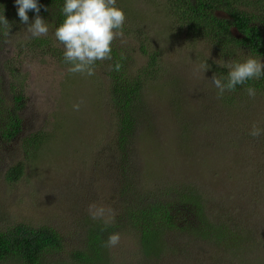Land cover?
<instances>
[{"label":"rangeland","instance_id":"rangeland-1","mask_svg":"<svg viewBox=\"0 0 264 264\" xmlns=\"http://www.w3.org/2000/svg\"><path fill=\"white\" fill-rule=\"evenodd\" d=\"M116 2L126 21L112 50L129 74L149 72L137 102L130 103L139 106V119L125 135L119 130L122 103L110 90L113 56L97 61L92 76L70 73L55 28L45 19L49 32L41 37L48 46H39L30 64H12L16 53L34 51L20 47L32 36L22 22L7 37L0 30V132L10 123L15 96L22 92L24 98L17 112L22 133L15 143L0 137V231L19 223L53 228L64 248L49 255L48 264H67L96 234L103 236L83 250L108 264H264V135H249L253 123L264 128V87L254 98L227 90L218 96L211 82L213 74L224 77L220 71L227 70L214 61L243 60L251 53L236 45L240 37L234 28L227 56L211 39L188 35L184 22L170 14L168 0ZM53 10L48 7V17ZM248 11L263 14L254 6ZM214 15L229 19L225 12ZM34 18L29 15V23ZM205 62L210 67L203 74L198 69ZM36 134L40 149L29 155L20 143ZM19 163L24 174L11 182L6 172ZM192 189L206 203V218L238 241L223 248L211 234L169 229L159 254L146 253L132 217ZM92 204L111 210L105 217L110 223L91 218ZM183 222L198 223L188 213ZM114 232L120 243L106 247ZM0 264L22 263L10 258Z\"/></svg>","mask_w":264,"mask_h":264},{"label":"trees","instance_id":"trees-1","mask_svg":"<svg viewBox=\"0 0 264 264\" xmlns=\"http://www.w3.org/2000/svg\"><path fill=\"white\" fill-rule=\"evenodd\" d=\"M169 12L176 17L179 22H184L187 26V34L196 38L211 39L218 50L224 56L230 55L227 44L230 43L232 36L231 30L234 28L239 39L236 40V45L249 51L252 55L264 57V0H168ZM40 5L39 15L45 20L50 19L54 28L62 23L64 17L62 14V7L64 0H38ZM52 6L54 9L53 17H48V7ZM254 6L261 13L257 16L248 11V8ZM225 12L229 19L217 18L214 12ZM4 14L9 23L12 25L11 30L16 28L20 23L17 15V6L15 0H0V14ZM30 17H35L34 11H29ZM205 24V27H203ZM211 25V26H210ZM30 42H22L20 47L26 48L32 46L34 51L29 54L28 51L16 53L11 58L12 64H19L21 66L30 64L37 57L35 52L37 48L48 46L47 38H31ZM49 49V48H48ZM47 49L48 53L50 52ZM22 54V56H21ZM113 67L116 62H119L122 67L119 71L112 70V87L110 88L112 97L116 101L122 103V113L124 119L119 122V130L123 134L129 133L135 129L137 123L139 106H132L130 103L137 102V96L141 93L143 85L148 81V70L143 74L131 75L127 72L126 65L123 59L112 50ZM151 65L155 64L156 56L151 57ZM214 67V66H213ZM214 69H217L215 67ZM224 70V71H223ZM220 73L226 77L227 71L223 69ZM16 70H14L15 72ZM219 71V70H218ZM13 73V72H12ZM254 87L255 90L264 87V76L260 79H252L247 81L244 85H237L235 91H241L248 94L246 89ZM14 89V87H12ZM244 96V95H243ZM22 92L15 96V109L10 113V123L6 130L0 132V137L9 143H15L14 140L22 133V120L17 115L21 108L23 100ZM125 136L120 140L121 147L125 144ZM19 144V143H16ZM11 144V145H16ZM27 154L31 155L40 149L39 134L29 136L20 143ZM24 165L19 163L12 166L6 172V177L11 182L19 181L24 174ZM172 202L158 201L147 207L140 214L132 217L133 224L141 233L142 243L146 253L158 255L161 250L162 236L165 230L185 228L186 230L195 232L194 235L198 237L204 233L211 234L217 245L224 247L233 246L230 244L232 240L238 241L239 237L234 234H227V232L220 228H215V224L206 218L205 204L201 195L197 190H191L187 194L179 195ZM178 207L180 211L178 212ZM148 209V210H147ZM188 213L195 218L198 223L184 224L183 214ZM184 225V227L182 226ZM103 235H95L88 243L79 250H74L70 254V261L67 264H108L103 256L92 254L88 255L84 248H94L93 244ZM147 243L151 244L150 247ZM162 243V242H161ZM230 244V245H229ZM64 248V243L60 235L51 227L33 228L27 224H17L14 228L8 229L6 232L0 231V262L9 260L10 258L17 259L22 264H48L46 258L49 255L61 253ZM226 251V249H223ZM51 253V254H49ZM234 253L238 255V251H231L228 254ZM240 260L242 256L238 255Z\"/></svg>","mask_w":264,"mask_h":264},{"label":"clouds","instance_id":"clouds-1","mask_svg":"<svg viewBox=\"0 0 264 264\" xmlns=\"http://www.w3.org/2000/svg\"><path fill=\"white\" fill-rule=\"evenodd\" d=\"M15 4L20 21L27 25L26 31L33 38L48 34V23L39 15L38 0H15ZM29 11L36 13L31 23H29ZM61 11L64 19L56 27L54 36L64 49L65 62L71 64L69 72L92 76L93 66L97 61L112 60V44L123 36L126 14L117 5L116 0H64ZM11 27L5 15L0 14V30L5 37L10 35ZM214 63L228 70L226 77H217L213 74L211 78L212 84L218 89V96H222L226 90L235 91L237 85H244L249 80L264 76V60L251 54L243 60L225 62L219 59ZM121 67L119 62H116L114 67L109 65V69L115 71H119ZM209 67L205 62L198 70L204 74ZM246 91L250 97H255L254 87H248ZM73 107L79 110L80 105L76 104ZM249 135L253 137L264 135V128L253 123ZM88 211L93 220L103 219L105 224L110 223L105 219L110 209L92 204L89 205ZM119 243L120 233L114 232L108 236L105 246L116 247Z\"/></svg>","mask_w":264,"mask_h":264}]
</instances>
